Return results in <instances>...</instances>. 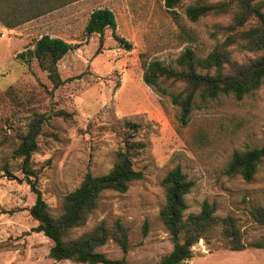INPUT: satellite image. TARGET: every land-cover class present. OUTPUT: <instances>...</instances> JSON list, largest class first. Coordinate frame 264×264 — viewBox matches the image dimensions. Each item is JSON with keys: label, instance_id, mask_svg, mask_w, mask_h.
Segmentation results:
<instances>
[{"label": "rangeland", "instance_id": "rangeland-1", "mask_svg": "<svg viewBox=\"0 0 264 264\" xmlns=\"http://www.w3.org/2000/svg\"><path fill=\"white\" fill-rule=\"evenodd\" d=\"M198 1L229 0H181L174 12L167 11L163 0H89L66 29H51L46 19L34 30L0 29V264H79L49 257L52 241L36 230L38 223L29 214L35 195L20 160L12 156L36 114L47 120L30 165L53 217L60 215L63 197L79 186L87 171L99 176L111 169L124 138L145 144L133 159L143 178L132 181L125 193L103 192L98 207L83 226L70 230L68 239L101 221L110 227L119 219L131 243L124 255L128 264H157L173 248L159 218L165 201L161 181L179 166L194 182L185 196V215L198 213L203 201L213 204L218 220L234 218L247 247L231 251L218 227L192 246L193 257L185 264H264V249L248 247L264 240V226L250 215L251 208L264 206V159L249 182L224 171L234 151L264 145V82L239 101L227 96L202 103L196 98L183 125L168 93L182 91L184 84L161 80L167 91L163 95L143 81L144 62L158 60L177 68L176 59L186 49L204 58L224 40L215 32L233 14L191 21L185 10ZM98 8L112 10L115 33L130 49L115 41L110 29L101 47L98 35L84 37L87 19ZM46 34L73 47L58 63L64 83L55 90L35 61L25 64L16 58ZM230 50L239 63L260 55L238 45ZM125 121L138 128L127 130ZM98 251L112 259L123 256L112 240Z\"/></svg>", "mask_w": 264, "mask_h": 264}, {"label": "trees", "instance_id": "trees-1", "mask_svg": "<svg viewBox=\"0 0 264 264\" xmlns=\"http://www.w3.org/2000/svg\"><path fill=\"white\" fill-rule=\"evenodd\" d=\"M163 1L167 11L174 12L181 0ZM263 9L264 0H229L215 3L198 1L185 10L186 17L191 21L210 14H233L231 22L226 26H218L215 32L222 33L224 40L217 43L204 58H199L192 50L186 49L176 59L177 68L158 60L143 63V81L158 93L167 94L160 86L161 80L184 84L182 91L168 93L173 104L180 110L179 120L183 125L189 121L196 98L202 103L227 96L239 101L254 94L263 84ZM39 15L42 13L0 12V22L11 30ZM115 28L116 19L112 10L98 8L93 10L87 19L83 30L84 37L98 35L101 47L105 31L110 29L112 38L125 49H130V45L115 33ZM234 45L250 52H259L260 55L241 63L233 61L230 47ZM72 49L71 44L62 38L43 35L35 41L32 49L18 54L16 58L25 64L35 61L37 67L46 73L52 90H55L64 83L58 70V63ZM59 114L65 115L64 112ZM46 120L43 115H35L26 127V133L12 151V156L20 160L19 166L24 178L35 195V202L29 209V214L38 223L36 230L52 241L49 257L55 261L71 260L79 264H128L124 255L130 249L131 243L128 229L119 219L110 227L105 221H101L94 229L74 239H68L67 236L70 230L86 223L88 216L98 207V199L103 192L125 193L132 181L143 178L142 172L134 169L133 159L144 149L145 144L134 142L130 140L131 137L124 138V147L117 152L116 161L111 169L99 176L87 171L79 186L63 197L60 215L53 217L37 185L39 176L30 165L32 154L38 149V136ZM124 124L127 130L138 128L137 124L126 121ZM263 159L264 145L260 148L234 151L224 171L228 176H240L249 182L256 175V170ZM180 169L179 166L174 167L161 181L165 201L161 206L159 218L169 232L173 248L157 264H185L193 257L192 246L218 227L223 237L227 239L231 251L246 249L234 218L226 216L218 220L214 217L216 209L213 204L203 201L198 213L185 215L188 209L185 196L194 182ZM5 171L9 175V171ZM250 215L258 225L264 226V206L257 205L251 208ZM109 240L120 247L123 253L121 258H108L98 251V248ZM248 247L264 249V240L253 242Z\"/></svg>", "mask_w": 264, "mask_h": 264}, {"label": "crops", "instance_id": "crops-1", "mask_svg": "<svg viewBox=\"0 0 264 264\" xmlns=\"http://www.w3.org/2000/svg\"><path fill=\"white\" fill-rule=\"evenodd\" d=\"M89 0H0V12L14 11L26 14L42 15L33 17L11 30H34L43 25V19L49 28L66 29L70 23L77 20ZM111 10V9H110ZM5 27L0 22V29ZM50 37L53 35L46 34Z\"/></svg>", "mask_w": 264, "mask_h": 264}]
</instances>
